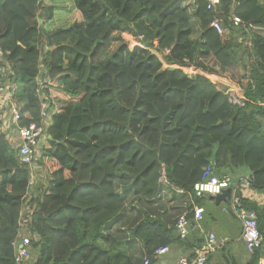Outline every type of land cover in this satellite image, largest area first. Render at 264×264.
Masks as SVG:
<instances>
[{
    "label": "trees",
    "instance_id": "trees-1",
    "mask_svg": "<svg viewBox=\"0 0 264 264\" xmlns=\"http://www.w3.org/2000/svg\"><path fill=\"white\" fill-rule=\"evenodd\" d=\"M66 1L0 0V51L13 71L22 122L39 121L37 76L50 77L43 92L56 113L44 140L45 173L54 178L30 198L28 172L0 133V264H13L21 213L33 264L154 262L156 248L181 240L175 223L135 222L125 248L105 226L127 194L155 199L163 168L167 185L199 206L193 185L212 162L220 178L252 175L251 190L264 193L262 0L210 7L208 0H68L70 9ZM220 18L222 34L211 26ZM123 34L140 46L130 49ZM204 57L240 86L243 107L228 104L205 77L174 68L187 60L207 72ZM118 184L130 190L119 193ZM243 207L257 217L261 248L247 264H258L264 206L245 198ZM134 241L143 244L140 256L129 252Z\"/></svg>",
    "mask_w": 264,
    "mask_h": 264
},
{
    "label": "built area",
    "instance_id": "built-area-1",
    "mask_svg": "<svg viewBox=\"0 0 264 264\" xmlns=\"http://www.w3.org/2000/svg\"><path fill=\"white\" fill-rule=\"evenodd\" d=\"M219 0H208V5L217 3ZM223 20L216 19L212 23V28L218 33H224L222 27ZM240 22L238 18H233V24L237 25ZM163 63V67L168 65L162 61L159 54H155ZM3 56L0 51V133L7 136L11 140V149L15 153L16 158L28 172L27 196L31 197V191L37 184H48L52 179L53 172L45 173L46 163L49 158L44 155V140L49 139V129L52 126L55 116L54 101L47 97L43 92L45 84H51L50 77L42 79L40 76L36 78V89L34 96L40 104L39 121L25 124L22 122V115L19 110L17 99V85L12 81L13 71L8 64L3 63ZM190 65L187 60H184V66H174L186 73ZM192 67V66H191ZM193 68V67H192ZM43 69V74H45ZM187 74V73H186ZM189 75V74H187ZM226 85L224 89L220 88L215 82L212 84L220 91L231 106L243 107L247 102L240 86L229 76H226ZM50 140V139H49ZM213 162L203 169L201 179L193 185V193L197 197L215 196L220 194L224 189L230 188L231 195L228 200V207L225 208V213L232 214L241 225V240L245 250L249 254H253L256 249L261 248L262 236L257 229V217L255 212L244 209L243 200L250 199L248 192L251 190L250 184L252 175L231 179L228 176L221 178L215 173ZM159 184H167L164 168L161 170ZM172 190L178 194H183V191L171 186ZM27 198V199H28ZM29 200V199H28ZM204 209L200 206H195L191 209L194 221H200ZM24 215L21 213L19 223L20 227L15 239L11 242L13 251V264H26L30 258V239L24 232L22 222ZM189 219L188 214L183 213L176 219L175 228L178 236L185 239L188 234ZM218 247V241L213 233L207 236L205 243V251L213 252ZM169 251L168 246H160L155 249L154 255H162ZM207 261L205 255H199L193 260L181 258L178 264H205ZM142 264H150L148 258H144ZM259 264L262 259H259Z\"/></svg>",
    "mask_w": 264,
    "mask_h": 264
},
{
    "label": "crops",
    "instance_id": "crops-1",
    "mask_svg": "<svg viewBox=\"0 0 264 264\" xmlns=\"http://www.w3.org/2000/svg\"><path fill=\"white\" fill-rule=\"evenodd\" d=\"M262 3L264 5V0H262ZM122 37H124L125 41L124 40L123 41L125 42V44H128L129 42H131L133 43L134 46H140V43L136 42L135 38L132 37L131 35L123 34ZM200 63H201V66L206 67L211 71L208 70L207 71L208 73H207L200 68H196V67L192 68L190 66L189 69H186L187 71L186 73L189 74V76L201 75L205 77L206 79H209L211 82H215L217 85L220 86V88L224 89V86L226 85V82H227L226 80L227 78L225 75L215 73L217 67H216V64L213 61H211L210 57H204V60ZM209 72H211L212 74H209ZM244 176L246 175L236 176V178L244 177ZM163 185H166V184H163ZM118 187H120L118 188L119 193L122 191L130 190L128 187L127 188L124 187L123 184H118ZM160 188L161 189H160L158 196L155 199H152L150 201H146V200H143L141 197L134 196L133 194H131L132 192L130 193V195L127 194L128 197L127 199H125V206L123 210L115 219L111 220L105 226L106 232L119 240L118 235L124 230V225L126 224L128 225V222L130 221L131 223L132 221V226H133L135 222H140L146 219L147 217H150L153 219H161V221L165 223V225L167 226L166 228L168 229L173 225V223H176V221L172 222L173 220L172 217L174 215L166 219L164 218V216H161V214L164 211L162 208H168L170 206L173 210H175L174 214H177L176 216H174L176 217V219L179 215L189 212L188 214L189 228L191 229L190 239L187 242H184L182 239L175 240L170 245H168L169 251L167 253L162 254V255H155L156 256L155 261L152 263L150 262V264H178V261L181 258H187L188 260H193L199 255L206 256L207 261L205 264H247L249 262L251 254H249L245 250L244 244L241 240L240 223H239L240 233L239 235L235 237H230L229 235L227 236L226 233H218L216 231V227L219 226L220 224L221 216L219 212H217V210L210 209L205 204L206 201L212 200V196H206V195L203 196L202 205L200 206L204 209L202 218L200 221H194L192 213H191V208L194 205H197V202L192 195L187 193L190 196L189 201L187 203H184L182 209L178 211L179 206L175 205L176 201H174L172 198L175 192L172 191L171 185L160 186ZM248 194L250 195V199H249L250 201L257 202L264 206V193H258L253 190H250ZM225 202L228 203V200H226ZM206 219L210 220L208 229L205 228ZM131 227L125 230L127 237L123 238L120 241L121 243H126V241H129L128 231ZM210 233H213L215 235L218 241V247L215 251L208 253L205 251V243H206L207 236ZM174 234L176 236L178 235L176 230L174 231ZM236 243L238 245L235 247ZM131 245L133 249L129 250L130 253L133 251L134 253L138 251L140 254L142 252L143 244L141 241H134ZM128 246H130V244H128ZM173 247L176 248L174 250L176 254H173L171 252L172 249H174ZM221 247H223L224 250L227 248L226 250L227 252L225 255L224 253L223 254L219 253V251H221L220 250ZM261 254L262 256L260 257L262 259V263L264 264V250L263 249L261 250ZM165 255H168V258L163 259ZM26 264H33V255L30 254V258L27 260ZM258 264H259V261H258Z\"/></svg>",
    "mask_w": 264,
    "mask_h": 264
},
{
    "label": "rangeland",
    "instance_id": "rangeland-1",
    "mask_svg": "<svg viewBox=\"0 0 264 264\" xmlns=\"http://www.w3.org/2000/svg\"><path fill=\"white\" fill-rule=\"evenodd\" d=\"M66 3H67V6H69V9L70 8H72V6L71 5H69L70 3H69V1L67 0L66 1ZM68 22V21H67ZM123 35H121V37H122ZM122 39L124 40V37H122ZM125 41V40H124ZM135 41L136 42H138L139 43V41H137L136 39H135ZM125 43V42H124ZM126 45H128L129 46V48H132V46L133 47H135L134 45H133V43H131V42H129L128 44H126ZM115 48H116V43H113V45L111 46V49L112 50H115ZM151 51H153V50H151ZM159 58V57H158ZM162 61H164L163 59H162ZM187 72V71H186ZM241 71H239V70H237V74H235L236 76H237V78H239V79H241V77H240V75L239 74H241L240 73ZM124 184V183H123ZM167 185V184H166ZM163 186H165V185H163ZM173 191V190H172ZM173 192H175V191H173ZM191 195V194H190ZM172 198H173V200L174 201H176V206H179V207H181V208H179L178 207V211L179 210H181L182 209V207H183V205H184V203H187L188 201H189V198H190V196L187 194V193H183V194H178V193H174L173 194V196H172ZM208 200V199H207ZM167 204V203H166ZM205 204L210 208V209H213V210H217V212H219V214H220V216H221V221H220V224H219V226H217L216 227V231L218 232V233H226V235L228 236H230V237H235V236H237V235H239V233H240V225H239V222L236 220V218L232 215V214H226L225 212H224V208H227L228 207V203H226V202H222L221 204H219V205H214L211 201H206L205 202ZM169 206V205H168ZM164 211L162 212V214H161V216H164V218H166V219H168V217H171V216H176L177 214H174V212H175V210H173L170 206L168 207V208H162ZM209 212V211H208ZM172 217L173 218V220H172V222H174L175 220H176V217ZM120 219H121V217H120ZM209 223H210V220L209 219H206V226H205V228L206 229H208L209 228ZM132 226V221H131V223H130V221L128 222V225L126 224V225H124V230L118 235V238L119 239H123V238H125V237H127V235H126V233H125V230L127 229V228H129V227H131ZM190 228L188 227V234H187V238L186 239H184L183 241L184 242H187V241H189V239H190V234H191V232H190ZM123 245H125V246H121L122 248H125L126 247V243H122ZM238 244L236 243L235 244V247L237 246ZM174 249H172V253L173 254H176L175 253V247H173ZM131 249H133V247L131 248ZM262 249L264 250V244H263V247H262ZM220 250L221 251H219V253L220 254H223L224 253V255L226 254V250H227V248L224 250L223 249V247H221L220 248ZM238 250V249H237ZM132 255H134V254H132ZM136 256H140V254H139V252L138 251H136L135 252V257ZM165 258H168V255H165V257L163 258V259H165Z\"/></svg>",
    "mask_w": 264,
    "mask_h": 264
},
{
    "label": "water",
    "instance_id": "water-1",
    "mask_svg": "<svg viewBox=\"0 0 264 264\" xmlns=\"http://www.w3.org/2000/svg\"><path fill=\"white\" fill-rule=\"evenodd\" d=\"M230 195H231V189L226 188L220 194L213 196L212 199L214 200L215 205H219L221 202H225L226 200H229Z\"/></svg>",
    "mask_w": 264,
    "mask_h": 264
},
{
    "label": "clouds",
    "instance_id": "clouds-1",
    "mask_svg": "<svg viewBox=\"0 0 264 264\" xmlns=\"http://www.w3.org/2000/svg\"><path fill=\"white\" fill-rule=\"evenodd\" d=\"M208 80H209V79H208ZM209 81H210V80H209ZM210 82H211V81H210ZM211 84H212V82H211ZM212 85H213V84H212ZM213 86H214V85H213ZM214 87H215V86H214ZM51 172H52V171H51ZM53 173H54V172H53ZM53 178H54V176L52 175V179H51L50 181H52ZM50 181H49V182H50ZM49 182H48V184H49ZM48 184H47V185H48Z\"/></svg>",
    "mask_w": 264,
    "mask_h": 264
}]
</instances>
